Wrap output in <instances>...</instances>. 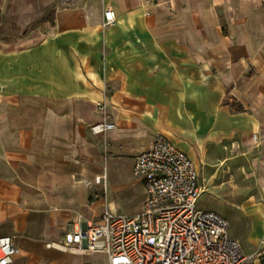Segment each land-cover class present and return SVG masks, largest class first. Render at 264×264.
<instances>
[{"label": "crops", "instance_id": "0c3cea01", "mask_svg": "<svg viewBox=\"0 0 264 264\" xmlns=\"http://www.w3.org/2000/svg\"><path fill=\"white\" fill-rule=\"evenodd\" d=\"M108 8L116 20L104 27ZM52 10L54 25L42 21ZM104 99L117 128L94 135L85 124L101 119ZM201 133L205 160L191 140L203 143ZM158 134L191 160L183 141L193 144L204 188L209 147L263 138L264 0H0V235L20 237L27 255L16 264H101L102 254L47 243L100 218L96 178L114 184ZM117 204L106 203L112 213ZM238 214L242 228L230 235L246 264H264V189Z\"/></svg>", "mask_w": 264, "mask_h": 264}, {"label": "built area", "instance_id": "2783aa9c", "mask_svg": "<svg viewBox=\"0 0 264 264\" xmlns=\"http://www.w3.org/2000/svg\"><path fill=\"white\" fill-rule=\"evenodd\" d=\"M115 20V10L106 9L103 26ZM109 109L106 99L97 102L101 119L90 126L92 134L117 128ZM133 174L144 190L140 211L105 210L98 219L82 218L47 247L82 257L103 254L106 264H246L250 259L241 242L230 235L229 220L199 206L205 188L196 165L169 138L158 134L151 147L139 151ZM95 183L104 184L105 176H98ZM18 253L15 238L0 235V264H16Z\"/></svg>", "mask_w": 264, "mask_h": 264}, {"label": "rangeland", "instance_id": "374dc122", "mask_svg": "<svg viewBox=\"0 0 264 264\" xmlns=\"http://www.w3.org/2000/svg\"><path fill=\"white\" fill-rule=\"evenodd\" d=\"M29 28L31 29L32 26H29ZM73 107L75 110L81 109L79 105H74ZM74 116L77 123H84L82 119V117L84 118L83 112L80 111ZM85 126L91 132L90 126L86 124ZM198 137L203 143L198 141L199 144H197L192 137L191 140L199 151L203 153V159L205 160L204 153L206 152L208 136L201 133ZM250 137L243 138L242 135H238L235 141H239V146L234 145L232 141H227L221 148L209 147L208 164L201 170V176L206 188L199 200V206L225 215L230 222V232L242 228L238 214L242 201L249 195H256L264 189V136L263 138L260 137L258 143H249ZM178 140L180 139L178 138ZM183 142L195 153L196 162L199 163L200 168L206 164L205 161L202 162L200 160L199 153L191 142ZM214 173H216L214 183L208 184L207 177ZM101 187L99 198L104 204L103 211L109 210L106 203L111 200L118 201L115 210L119 214H132L141 209L144 191L140 180L133 174L132 167L128 169L126 175L119 178L114 184H110L109 187L106 184H102ZM90 203L93 204L95 202L91 200ZM52 229L56 235L64 230V228ZM19 239V236H15V241L19 248V253L16 256L18 259L27 255L26 250L20 246ZM98 259L101 264H106L105 255L102 254Z\"/></svg>", "mask_w": 264, "mask_h": 264}, {"label": "trees", "instance_id": "16d2710c", "mask_svg": "<svg viewBox=\"0 0 264 264\" xmlns=\"http://www.w3.org/2000/svg\"><path fill=\"white\" fill-rule=\"evenodd\" d=\"M54 15H55V10H52L50 13H48L46 15V17H43L42 21H45V20H50V22L54 25L55 21H54ZM36 27V25H32V28ZM27 33V30L26 32ZM234 106L236 105V103L234 102L233 103Z\"/></svg>", "mask_w": 264, "mask_h": 264}, {"label": "bare ground", "instance_id": "6f19581e", "mask_svg": "<svg viewBox=\"0 0 264 264\" xmlns=\"http://www.w3.org/2000/svg\"><path fill=\"white\" fill-rule=\"evenodd\" d=\"M190 154H192L191 153V151H188ZM193 155V154H192ZM194 156V155H193ZM194 159L197 161V158L194 156ZM193 160V159H192ZM193 162L196 164V162L193 160ZM197 165V164H196ZM198 166V165H197ZM112 213V212H111Z\"/></svg>", "mask_w": 264, "mask_h": 264}, {"label": "water", "instance_id": "95a60500", "mask_svg": "<svg viewBox=\"0 0 264 264\" xmlns=\"http://www.w3.org/2000/svg\"><path fill=\"white\" fill-rule=\"evenodd\" d=\"M84 226L86 225V223L84 222V224H83Z\"/></svg>", "mask_w": 264, "mask_h": 264}]
</instances>
